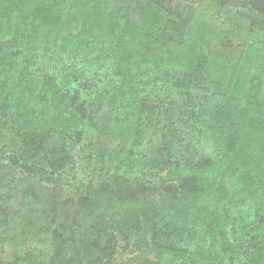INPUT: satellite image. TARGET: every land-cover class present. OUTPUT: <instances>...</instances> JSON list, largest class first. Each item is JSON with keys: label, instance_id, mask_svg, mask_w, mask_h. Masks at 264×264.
<instances>
[{"label": "trees", "instance_id": "obj_1", "mask_svg": "<svg viewBox=\"0 0 264 264\" xmlns=\"http://www.w3.org/2000/svg\"><path fill=\"white\" fill-rule=\"evenodd\" d=\"M0 264H264V0H0Z\"/></svg>", "mask_w": 264, "mask_h": 264}]
</instances>
